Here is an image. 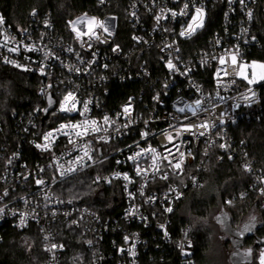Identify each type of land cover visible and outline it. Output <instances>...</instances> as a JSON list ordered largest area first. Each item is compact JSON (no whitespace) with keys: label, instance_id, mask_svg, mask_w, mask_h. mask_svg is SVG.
Returning <instances> with one entry per match:
<instances>
[{"label":"built area","instance_id":"obj_1","mask_svg":"<svg viewBox=\"0 0 264 264\" xmlns=\"http://www.w3.org/2000/svg\"><path fill=\"white\" fill-rule=\"evenodd\" d=\"M110 1L97 0V6L105 7ZM185 3L189 4L186 14L179 15ZM199 7L204 11L203 27L191 37H181L180 31L189 22H199L191 20ZM215 7L222 9L221 30L206 44L193 48L194 40L206 27L208 11ZM171 12L177 15L173 17ZM258 14L264 18V0H244L243 4L240 0L231 3L229 0H126V44L116 41L118 24L114 16L84 13L66 20L62 31L55 27L48 13L42 17L31 13L30 22L18 29L11 28L3 19L0 65L38 79L40 102L33 114H38L41 122L39 126L30 119L27 127L22 128L27 134L25 145L32 155L20 154L21 143L5 159L0 176V208L4 209L0 213V245L1 231L12 230L22 237L36 238L37 264H142V255L151 245L170 253L174 264H194L189 225L176 226L174 216L186 191L201 185L199 178H203L207 165L221 163L226 158L241 162L264 205V174L247 159L242 151L243 143L237 145L230 132V128L241 122H264L261 91L264 82L249 84L239 75V65L246 64L244 75L251 77V63L257 62L248 59L247 54L260 48L254 29L260 20L256 19ZM85 16L103 22L109 32L94 24L95 36L89 33L78 39L70 22ZM157 16H161L159 21ZM75 27L77 31L88 32L86 21ZM12 48L17 51H9ZM45 53L49 55L46 57ZM233 54L236 65L231 61ZM221 57L224 64L220 63ZM5 58L22 67L5 62ZM169 59L175 70L166 66ZM41 66L44 74L39 71ZM221 69H226L228 74L219 71L218 75ZM120 85L128 86L121 90ZM69 91L75 94L78 110L61 112L60 101ZM48 94L52 95L55 106L43 119ZM197 99L201 100V110L193 116L185 105L195 107ZM84 102H88V111L81 115ZM129 105V112L124 113V107ZM179 108L185 111L180 112ZM106 115L108 124L103 119ZM93 120L97 122L95 127L101 129L99 132L93 131ZM84 121L88 123L85 125ZM202 121L208 122V130H183V125ZM61 124H80V128L54 131ZM125 124L128 126L123 127ZM29 128L31 136H28ZM85 128V135H75ZM49 131H53V136L46 142L43 136ZM201 131L205 135L200 136ZM144 132L148 133L146 137L141 135ZM168 134L173 136L172 142L166 139ZM45 143L49 145L47 150L43 147ZM37 144L42 147H36ZM221 144L225 147L221 148ZM149 148L156 149L159 171L152 166L153 153L142 151ZM166 149H171L172 154ZM86 150L92 159L84 156ZM180 159L181 169L168 164ZM245 165L250 170H245ZM137 167L147 170L146 173L137 175ZM90 171L95 174L93 185L118 192L122 201L117 205V215L99 216L56 193L61 181ZM165 173L168 178L161 179ZM125 174L129 180L123 178ZM37 180L43 183L37 184ZM169 207L171 212L166 211ZM132 209L135 212L129 215ZM21 214H24L23 223ZM61 225L80 236L82 249L78 247L74 259L67 255L61 240ZM53 244L57 247L52 248ZM163 259L160 255L159 260Z\"/></svg>","mask_w":264,"mask_h":264},{"label":"trees","instance_id":"obj_2","mask_svg":"<svg viewBox=\"0 0 264 264\" xmlns=\"http://www.w3.org/2000/svg\"><path fill=\"white\" fill-rule=\"evenodd\" d=\"M126 0H111L105 7H98L97 0H0V17L13 29L26 26L30 22L31 13L35 12L39 17L50 14L55 27L62 31L66 20L81 14L98 17L114 16L117 19L118 29L116 41L126 44L128 27L125 21ZM222 9L215 7L208 11V21L202 34L194 40L193 48L206 44L213 34L221 30ZM260 19L256 25L255 33L260 42V48L251 49L247 58L264 64V19ZM40 82L28 73L11 69L0 65V176L7 155L17 149L21 144L20 154L32 155L25 145L27 134L22 131L27 127V122L33 119L40 126V116L33 111L40 99L37 95ZM128 85H120L119 89H125ZM264 95V85L261 87ZM120 96V95H119ZM231 136L237 145L242 142V151L247 159L264 174V122H241L230 128ZM29 128L28 136H31ZM34 154V153H33ZM93 172H85L77 176L61 181L56 186V193L65 198L79 203L91 209L99 216H115L118 213L120 196L115 190L93 185ZM201 185L196 189L188 190L174 216L176 226L188 224L190 236L193 242L192 257L194 264H211L208 260L213 232L218 229L217 218L226 216L232 230L256 218L259 226L256 236L264 239V205L262 198L252 186V177L246 174L241 162L234 158L224 159L221 163L207 165L203 178H199ZM231 201V203H227ZM112 207V209H108ZM257 217L260 222L257 221ZM62 241L66 245L67 255L74 259L80 246V236L71 229L61 225ZM222 227V226H221ZM220 227V232H221ZM66 229V230H65ZM222 233V232H221ZM3 241L0 245V264H37L33 257L37 256L39 249L36 238L23 236L12 230L1 231ZM223 234V233H222ZM224 245L231 248L229 238ZM21 238H30L33 246L27 251L28 245H23ZM252 239L244 245V249H252L253 256L264 249V246L254 248ZM79 247V248H78ZM232 253V251H231ZM230 253V254H231ZM160 255L164 261H160ZM142 264H174L170 253L155 246L142 255ZM230 261V260H229ZM78 264V263H76ZM231 264V263H230Z\"/></svg>","mask_w":264,"mask_h":264},{"label":"snow or ice","instance_id":"obj_3","mask_svg":"<svg viewBox=\"0 0 264 264\" xmlns=\"http://www.w3.org/2000/svg\"><path fill=\"white\" fill-rule=\"evenodd\" d=\"M231 2H232V0H229V3H231ZM240 3L243 4V3H244V0H240ZM188 8H189V4H188V3H185V4H184V8L181 9L179 15H185V14H186L185 10L188 9ZM162 11H163V10H162ZM169 11H171V10H169ZM171 15H172L173 17H175V16L177 15V13H176V12H171ZM248 15H249V17H251V12H249ZM203 17H204V11H203V8H202V7L195 8V14L192 16L191 20H192V21H197V20H199V22H198V23H195V24L192 23V22H189L188 25H187V27H186L185 29H182V30L180 31L179 35H180L181 37H191V35H193V34L195 33V31H196L198 28H202V27H203ZM165 18H166V17H165ZM156 19H157V21H159V20L161 19V16H157ZM85 21H87L88 32L77 31L75 25L78 24V23H84ZM2 22H3V17H0V23H2ZM70 23L73 25V31L76 32V35H77V38H78V39H79L82 35H87V34H89V33H90L92 36H95L96 33H95V31L93 30V25H94V24H95L96 26L102 28L104 32H109V29H108L107 27L104 26L103 22L97 21L95 17H92V18L89 19V18H87V17L85 16V17H83V18L78 19L77 21H72V22H70ZM245 31H246V30H245ZM109 34H111V33H109ZM96 38L98 39L99 37H96ZM89 47H90V45H89ZM166 47H171V46L168 45V46H166ZM28 50H31V48L29 47ZM9 51L14 52V51H17V49L12 48V49H9ZM69 51H72V49H69ZM114 51H115V49H114ZM177 51H178V49H177ZM237 53H238V49H237ZM48 55H49V53H45V56H46V57H47ZM77 55H79V54H77ZM231 59H232V63H233V65H236V63H237L236 54H233V55L231 56ZM5 62H11V63L15 64V66H17V67H22L21 65L16 64L15 61H8L7 58H5ZM220 63H221V64H224V63H225V60H224L223 57L220 58ZM89 66H90V64H89ZM166 66H167L170 70H175V67H176V66L173 64V62H172L171 59H169V60L167 61V65H166ZM105 67H107V65H105ZM246 67H247L246 64H240V65H239V68H240L239 75L244 76L245 79H248V77L244 75V69H245ZM259 67H260L261 69H264V64L259 65ZM25 70H28V69H25ZM39 71H40L41 74H44V67L41 66L40 69H39ZM76 71L79 72L80 69L77 68ZM219 71H224V74H225V75L228 74L226 69L218 70V75H219ZM255 75H256L255 72H253V79L248 80L249 84H251V83H253V82L255 81ZM101 78L103 79V77H101ZM260 79L264 80V73H262V74L260 75ZM250 91H251V89H250ZM253 95H255V93H253ZM246 99H247V97H246ZM53 103H54V101H53L51 98H49V106H51ZM194 103H195V107H193L192 105H185V107H187V108H189V109L191 110L193 116H196L197 113H198V111L201 110V109H200L201 100L197 99ZM76 104H77V101H76L75 94H74L73 92L69 91V92H67V94L63 97V99L60 101V104H59V111H61V112H72V111H77L78 109H77V107H76ZM69 105H70V106H69ZM129 108H130V105H129V106H125L124 109H123L124 113H128V112H129ZM203 110H204V111H207V109H203ZM43 111L47 112L48 109H44ZM87 111H88V102H84V111L81 112L80 114L83 115L84 112H87ZM178 111H180V112H184V111H185V108H179ZM53 115H55V113H53ZM103 119H104V123H105V124H108V123H109V117H108L107 115H106ZM185 119H188V117L185 116ZM83 123L86 125V124L88 123V121H84ZM96 123H97V122L94 121V120L91 121V124L94 126V127H93V131H94V132H99L101 129H100L99 127H95ZM145 123H147V121H146ZM221 123H223L222 120H221ZM127 126H128L127 124L123 125V127H127ZM69 127H70V128H73V129H78V128H80V124H61V125H60V129H57V130H54V131H60V130H62V129L69 128ZM212 127H215V125L213 124ZM194 128H203V129H205V130H208V129H209V124H208L207 121H202V122H200V123H198V124H196V123H190V124L183 125V130H184V131H191V130L194 129ZM103 130H104L105 132H107L108 129H107V128H104ZM116 131L118 132V131H119V128H117ZM86 133H87V128H85L83 132H81V131H76L75 135H76V136H82V135H85ZM64 134L67 135L68 133H64ZM141 135H142V137H146V136L148 135V133H147V132H144V133H141ZM177 135H179V129H177ZM199 135H200V136H203V135H205V132H204V131H201V132L199 133ZM52 136H53V131H49L48 133H46V134L43 136V140L47 142V141L49 140V138L52 137ZM99 139H100V140H104V142H107V140H106L104 137H100ZM166 139H167L169 142H172V140H173V136H172L171 134H168L167 137H166ZM70 142H71V141H70ZM36 147L39 148V147H42V146L39 145V144H37ZM43 147H44L45 150H47V149L49 148V145H48L47 143H45V144L43 145ZM176 147H177V150H179L178 146H176ZM220 147H221V148H224L225 145H224V144H221ZM142 151H150V152L153 153V156H152V166L155 168V171H159V168L156 167V164H157L156 149H154V148H149V149H146V150H145V149H142ZM166 151H168L170 155L172 154L171 149H166ZM136 155L139 156L140 153H137ZM180 155H181V157H183L184 154L181 153ZM84 156H87L88 159H92V157L89 156L87 150L84 152ZM81 159H82V158H81ZM129 159L134 160L135 157H129ZM164 159H167V157H164ZM9 163H11V160H9ZM182 163H183V160H182V159L178 160L175 164H173L172 161H168V164H169L173 169H181V165H182ZM245 170H250V167H249L248 165H245ZM142 171L146 173L147 170H142V169H140L139 167H137V169H136V173H137V175H141ZM116 175L119 176L120 174L117 173ZM123 178H124L125 180H129V177L127 176V174H125ZM160 178H161V179H167V178H168V174L165 173V174H164L163 176H161ZM97 180H99V177H97ZM129 182H131V181H129ZM42 183H43L42 180H37V184H42ZM262 192H264V190H262ZM7 194H8L7 191H5L4 195L6 196ZM140 194L143 195V185L141 186ZM130 195H131V194H130ZM227 203L230 204L231 201H228ZM3 211H4V209L0 208V213H3ZM166 211H167V212H171V211H172V208L169 207V208L166 209ZM134 212H135V209H132V210L129 211L128 214H129V215H132V214H134ZM21 215H22L21 223H23V222H24V220H23V215H24V214H21ZM217 219H219V218H217ZM255 219H256L255 217H252L251 222H250L249 224H246V225L244 226L243 231H250L251 228L255 226ZM73 223H76V221H73ZM161 227L163 228L164 226L161 225ZM165 234H167V233H165ZM241 234H243V233H241ZM45 239H47V237H45ZM127 239H128V237H125V240H126V241H127ZM89 243H91V241H89ZM51 247H52V248H56L57 245L53 244ZM133 247H134V245H133ZM129 251L132 252L131 249H129ZM249 252H250V250H249ZM132 254L134 255V253H132ZM260 264H264V251H262L261 254H260Z\"/></svg>","mask_w":264,"mask_h":264},{"label":"water","instance_id":"obj_4","mask_svg":"<svg viewBox=\"0 0 264 264\" xmlns=\"http://www.w3.org/2000/svg\"><path fill=\"white\" fill-rule=\"evenodd\" d=\"M49 98H51L53 101V97L51 94H48L46 96V108L48 109L47 112L43 111L42 115H43V119H46L48 114L53 110L54 106H55V101L54 103L49 106ZM219 219L217 220L218 223L221 224V232L227 237L229 238V241L231 243V247H232V253L229 256V260L231 264H245V263H250L252 260V249H246V250H241L244 245L246 244V242L250 239L253 240L254 242V248L257 247H261L264 246V239H260L259 237L256 236V232L259 228L256 219H255V226L251 228L250 231H243L244 226L246 224H249L251 222L248 221L246 223H244L240 229H235L232 230L229 226V221L227 220L226 216L221 215L218 217ZM243 233V234H241ZM250 250V252H249Z\"/></svg>","mask_w":264,"mask_h":264},{"label":"rangeland","instance_id":"obj_5","mask_svg":"<svg viewBox=\"0 0 264 264\" xmlns=\"http://www.w3.org/2000/svg\"><path fill=\"white\" fill-rule=\"evenodd\" d=\"M231 61H232V59H231ZM262 64L263 63H259V62H252L251 63V67H252L251 77H248L247 80L253 79V72H255L256 75H255V81L253 82V84H259L261 82H264V80L260 79V75L262 73H264V69H261L259 67V65H262ZM257 221L260 222V219L258 217H257ZM220 227H221V225H218V229L215 228V230L213 232L212 242H211L210 250L208 252L207 257H208V260L211 264H230L229 256H230V253L232 250L230 247L224 245L225 244L224 241L226 238L220 232ZM21 241H22L24 246L28 245L26 247L27 251L29 249H32L33 243H32L30 238H23V239L21 238ZM29 251H31V250H29ZM262 251H264V249H261L260 251H258L255 254V256H253L255 264H260V254ZM33 258L36 262H39L36 256Z\"/></svg>","mask_w":264,"mask_h":264},{"label":"flooded vegetation","instance_id":"obj_6","mask_svg":"<svg viewBox=\"0 0 264 264\" xmlns=\"http://www.w3.org/2000/svg\"><path fill=\"white\" fill-rule=\"evenodd\" d=\"M225 241H226V239H225ZM241 250H245L244 248H242Z\"/></svg>","mask_w":264,"mask_h":264}]
</instances>
